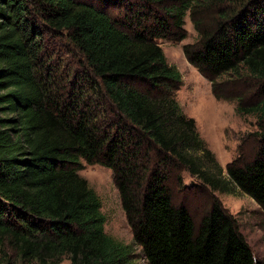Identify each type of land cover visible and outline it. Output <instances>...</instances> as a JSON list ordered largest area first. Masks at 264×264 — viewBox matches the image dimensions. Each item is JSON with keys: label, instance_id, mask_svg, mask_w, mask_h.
Returning a JSON list of instances; mask_svg holds the SVG:
<instances>
[{"label": "trees", "instance_id": "16d2710c", "mask_svg": "<svg viewBox=\"0 0 264 264\" xmlns=\"http://www.w3.org/2000/svg\"><path fill=\"white\" fill-rule=\"evenodd\" d=\"M186 14L197 33L187 61L256 119L253 154L239 151L226 176L158 43L186 36ZM82 161L112 171L146 264H264L220 203L195 222L170 187L186 189L187 170L264 213V0H0V247L16 256L0 264H135L105 233Z\"/></svg>", "mask_w": 264, "mask_h": 264}, {"label": "rangeland", "instance_id": "374dc122", "mask_svg": "<svg viewBox=\"0 0 264 264\" xmlns=\"http://www.w3.org/2000/svg\"><path fill=\"white\" fill-rule=\"evenodd\" d=\"M95 3L105 4L106 0H95ZM183 27L186 31L183 39L164 38L159 39L158 43L168 63L173 64L181 74L182 83L175 92V98L182 112L194 119L200 137L221 166L222 176H226L225 166L239 151L244 158L253 154L254 142L249 134L256 130V119L252 115L236 113L237 101L234 98L216 99L213 96L210 82L187 61L183 53V46L197 39L188 14L184 18ZM224 87L230 91L236 89L230 82ZM239 144L240 148L237 149ZM78 173L87 180L100 198L101 211L105 217V233L131 247L135 264H146L138 246L134 244L130 225L113 182L112 171L100 164H87L82 161ZM180 175L187 188L179 190L176 182L171 180L173 202L184 204L195 222H198L212 201H217L233 217L236 228L251 249L254 259L264 262V213L259 205L238 189L231 194L220 193L210 190L187 170H182ZM6 256L16 260L11 249L0 247V262ZM59 264L70 263L63 257Z\"/></svg>", "mask_w": 264, "mask_h": 264}]
</instances>
